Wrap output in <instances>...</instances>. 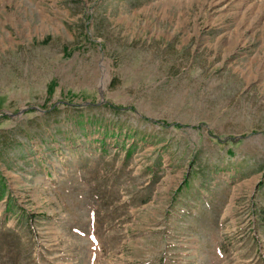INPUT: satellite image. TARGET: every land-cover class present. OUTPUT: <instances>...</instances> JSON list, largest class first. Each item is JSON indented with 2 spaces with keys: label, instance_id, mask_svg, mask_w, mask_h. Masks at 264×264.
Returning a JSON list of instances; mask_svg holds the SVG:
<instances>
[{
  "label": "rangeland",
  "instance_id": "rangeland-1",
  "mask_svg": "<svg viewBox=\"0 0 264 264\" xmlns=\"http://www.w3.org/2000/svg\"><path fill=\"white\" fill-rule=\"evenodd\" d=\"M260 58L264 0H0V264H165L184 183L205 264H264Z\"/></svg>",
  "mask_w": 264,
  "mask_h": 264
},
{
  "label": "crops",
  "instance_id": "crops-1",
  "mask_svg": "<svg viewBox=\"0 0 264 264\" xmlns=\"http://www.w3.org/2000/svg\"><path fill=\"white\" fill-rule=\"evenodd\" d=\"M254 70L255 74L253 75L252 73ZM234 71L240 72L244 79V83L240 89H264V59H258L254 69L253 66L250 65L249 68L244 70H238V67H234ZM258 73H260L259 76L257 75ZM189 188L190 186L188 187L187 184L184 183L183 186H178L175 189L172 193L170 204L165 209V216H167L169 222H174L175 229L173 232L178 235L176 238H183L184 236L190 238L188 242L190 247H187L184 242H180L171 250V252H175L173 253L171 261H169L167 256H164V258L161 259V263L205 264V262L209 261L207 256L204 258V251L201 249L203 242L199 241L202 236L201 227L195 225V223L203 221L204 215L206 218L209 217V209L206 208L208 204L205 205L204 194L203 197L198 196L196 199L191 195L190 197L192 199H190L189 192L191 191V188ZM201 191H203V189H198V192ZM206 197L209 198L207 194ZM120 258L121 261H124L128 257L121 253Z\"/></svg>",
  "mask_w": 264,
  "mask_h": 264
},
{
  "label": "trees",
  "instance_id": "trees-1",
  "mask_svg": "<svg viewBox=\"0 0 264 264\" xmlns=\"http://www.w3.org/2000/svg\"><path fill=\"white\" fill-rule=\"evenodd\" d=\"M50 91H51V90H50ZM50 91H49V92H50Z\"/></svg>",
  "mask_w": 264,
  "mask_h": 264
}]
</instances>
